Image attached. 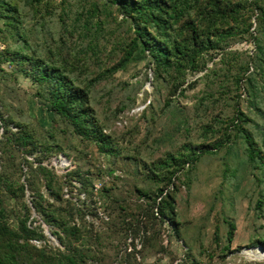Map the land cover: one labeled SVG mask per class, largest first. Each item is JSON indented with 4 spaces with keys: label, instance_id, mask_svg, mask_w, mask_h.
<instances>
[{
    "label": "trees",
    "instance_id": "obj_1",
    "mask_svg": "<svg viewBox=\"0 0 264 264\" xmlns=\"http://www.w3.org/2000/svg\"><path fill=\"white\" fill-rule=\"evenodd\" d=\"M24 2L0 0V40L6 43L0 50V65L8 63L12 72L32 82L50 124L60 118L66 124L62 132L93 142L100 153L120 157L125 149L101 122L96 85L131 63L147 61L154 92L163 97L165 140L182 129L187 140L152 162L139 154L123 156L149 183L142 189L137 186L139 196L146 198L140 210L175 222L171 190L177 187V179L187 174L191 187L198 164L225 150L230 162L236 163V171L242 170L239 175L232 173L236 188H242L246 177L259 186L255 207L257 216L264 217V147L251 128L254 120L240 105L247 99L241 91L246 73L251 67L258 71L264 67V0H62L61 11L54 15L50 0ZM43 3L45 11L40 9ZM27 4L33 9L30 17L23 11ZM107 28L115 36L109 41ZM257 40L260 50L255 55L233 48L237 42ZM218 54L221 57L215 60ZM211 61L213 66H208ZM201 71L205 73L187 80ZM260 73L264 77V70ZM200 81L205 87L192 112L177 96L186 95ZM231 97L236 100L231 113L217 112L221 101ZM0 114V131L4 129L0 139V264H89L95 256L91 235L85 221L78 225L74 220L76 214L85 219V208L65 199L63 191L75 181L88 191L90 173L77 167L58 174L44 162L66 152L59 137L52 135L53 143H42L22 121L9 113ZM192 114L198 128H192ZM199 131V138H194ZM229 163H223L225 177L232 175ZM33 209L64 249L48 245L42 223L30 220ZM224 221L231 242L236 223ZM33 240H43L45 245L39 247ZM252 244L264 246V237L254 238Z\"/></svg>",
    "mask_w": 264,
    "mask_h": 264
},
{
    "label": "rangeland",
    "instance_id": "obj_2",
    "mask_svg": "<svg viewBox=\"0 0 264 264\" xmlns=\"http://www.w3.org/2000/svg\"><path fill=\"white\" fill-rule=\"evenodd\" d=\"M19 1H22L21 5L25 4L24 0ZM61 1L50 0L53 15L61 11ZM40 9L45 11L46 4H41ZM31 10L32 7L27 4L23 11L30 17ZM2 23L0 21V26ZM110 32L111 29L107 28L108 41L115 37ZM5 47L6 43L0 40V50ZM233 48L246 49L253 55L260 50L258 40L237 42ZM220 57L221 54H218L215 60ZM117 58L111 63L117 61ZM146 62L142 60L131 63L126 69H119L109 81L103 80L96 85L99 90L97 108L101 122L107 132L116 135L121 147L125 149L120 157L100 153L93 142L62 132L66 124L60 118L50 124L46 112L37 101L32 82L12 72L8 63L0 65V112L9 113L22 121L26 128L41 138L42 143H53L55 138L52 135L59 137L66 152L44 162L54 166L58 174L77 167L90 173L87 176L92 178V184L88 191L78 181L72 187H64L63 191L65 199L73 200L77 207L85 208V219L82 220L76 214L74 220L78 225L85 221V229L91 235L95 256L89 264H264V246L252 244L254 238L264 237V217L257 216L255 207L259 186L246 177L242 188H236L235 177L232 178L238 171L233 166L236 163L230 162L225 150L220 155L207 156L198 164L195 173L191 175V187L187 183L190 182L187 174L183 173L177 179V187L171 190L175 197L176 223L157 214L158 218H155L151 211L146 215L140 210L146 198L139 196L137 186L142 189L149 183L145 176L135 173L132 164L125 163L130 159L125 161L123 156L139 154L152 162L164 157L168 151L178 149L187 140L183 129L176 131L172 139L165 140L164 133L168 129L165 128V117L161 112L163 97L154 92L152 71ZM208 66H213V62H209ZM263 70L264 67L259 71L251 67L246 73L241 91L247 99L240 102V105L254 120L251 128L264 147V91L261 87L263 75L260 73ZM205 71L189 75L187 80H195ZM146 73H149V80L146 79ZM204 87V82L200 81L195 87L189 88L186 95L177 96L179 103L188 105L193 112L196 97ZM235 101L232 97L222 100L217 112L231 113ZM192 116V128H198V121L194 114ZM3 130L0 131V139ZM199 133L194 138L198 139ZM63 158L66 160L62 161ZM227 161L230 162L228 167H231V173L228 174L233 173L229 177H225L223 171V163ZM110 169L114 173L109 172ZM239 174H242L241 169ZM27 194L30 202L29 190ZM10 203L13 206V202ZM149 217L151 220L148 222ZM226 218L236 223L231 242L227 237L229 227L224 221ZM30 220L35 221L34 224L42 223L49 246L64 249L58 237L52 234L49 225L42 222L34 209ZM95 236L96 241L93 239ZM33 242L39 247L45 245L43 240Z\"/></svg>",
    "mask_w": 264,
    "mask_h": 264
},
{
    "label": "built area",
    "instance_id": "obj_3",
    "mask_svg": "<svg viewBox=\"0 0 264 264\" xmlns=\"http://www.w3.org/2000/svg\"><path fill=\"white\" fill-rule=\"evenodd\" d=\"M63 160H66V158H63L62 161H63Z\"/></svg>",
    "mask_w": 264,
    "mask_h": 264
}]
</instances>
